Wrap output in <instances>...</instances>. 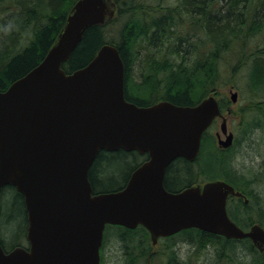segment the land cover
<instances>
[{
  "label": "water",
  "instance_id": "water-1",
  "mask_svg": "<svg viewBox=\"0 0 264 264\" xmlns=\"http://www.w3.org/2000/svg\"><path fill=\"white\" fill-rule=\"evenodd\" d=\"M117 10L114 0H77L43 60L0 91V194L13 186L23 195L29 244L6 252L0 242V264H101L108 225L143 226L153 245L192 228L250 239L264 261V228L244 230L228 214L229 196L243 197L232 185L214 180L179 193L164 185L172 161L198 158L216 118L223 119L219 146H231L215 95L194 106L129 102L115 45L102 46L73 73L63 69L85 32L110 23ZM237 100L232 91L231 101ZM119 150L147 153L149 160L122 189L95 194L89 179L94 161L101 151Z\"/></svg>",
  "mask_w": 264,
  "mask_h": 264
},
{
  "label": "trees",
  "instance_id": "trees-1",
  "mask_svg": "<svg viewBox=\"0 0 264 264\" xmlns=\"http://www.w3.org/2000/svg\"><path fill=\"white\" fill-rule=\"evenodd\" d=\"M114 1L118 5L115 18L85 32L70 60L63 65L67 73L88 65L102 46L115 45L125 65V92L129 102L140 107L160 101L194 106L211 93L219 95L218 90L227 86L220 69L222 59L239 45L244 56L233 71L248 70L251 88L258 91L257 97L261 95L260 106L264 110V47L248 53L243 47L248 39L264 32V0H179L178 7L152 5L154 0ZM76 2L0 0V91H6L43 60ZM225 101L219 100L223 112L227 108ZM256 125L264 127V121L256 120L251 128ZM208 147L214 149L213 156L203 160ZM236 154L225 155L208 131L197 161L177 159L168 166L166 187L173 191L195 181H230L251 198L248 204L238 202L236 210L240 217L232 219L244 230L254 223L264 228V202L257 189L264 181L257 173L254 176L240 173L234 164ZM144 161L145 156L136 151H101L89 174L94 192L122 189ZM170 175L174 177L170 179ZM176 178L180 179L178 183ZM9 195L14 199V212L5 215L1 200ZM0 210V218L7 219L3 228L22 215H26L27 221L24 197L13 186L2 190ZM114 227L121 229L114 236L124 248V264H139L151 255L150 234L144 227L135 230ZM3 233L0 228V242L6 250ZM162 242L167 244L168 264H192V260L178 259L176 247L184 243L194 246L198 254L211 250V264H264L250 239H227L193 228ZM22 245L17 243L13 249ZM101 254L103 257V250Z\"/></svg>",
  "mask_w": 264,
  "mask_h": 264
},
{
  "label": "rangeland",
  "instance_id": "rangeland-1",
  "mask_svg": "<svg viewBox=\"0 0 264 264\" xmlns=\"http://www.w3.org/2000/svg\"><path fill=\"white\" fill-rule=\"evenodd\" d=\"M152 5H168L172 7H178L179 0H154L151 2ZM263 34V35H262ZM261 36L248 39L247 44L244 47L245 52L252 51L254 49H263L264 47V32ZM236 50L231 53L224 55L222 59V64L220 69L222 70V77L224 82L228 83V86H224L218 90V94L211 93L216 96L218 100L225 99L228 100L231 109V115L227 114L225 110V116L228 117V124L232 130L236 132L237 136V155L235 156L234 164L236 169L243 174L248 176L257 175L264 181V133L258 132L255 137L251 140H244V130L251 129V124L256 120L264 121V110L261 109L260 103H263L261 95L257 97L258 91L251 88V82L248 80V70L241 68L237 72H234V66L241 63V57L244 56L242 53V46L236 45ZM233 88V90H231ZM238 93V102L232 103L231 92ZM262 101V102H261ZM222 120L218 119L213 127L210 129L209 133L214 136L215 144L218 147L216 133H221L220 126ZM222 135V134H221ZM259 138H257V137ZM225 139L224 136H221ZM209 143V142H208ZM211 145V144H210ZM214 149L208 147L203 155V160H209L213 156ZM258 192L262 196V202H264V182L257 186ZM1 208L5 215L12 214L14 199L10 195L4 197L1 200ZM229 214L231 218L240 217L235 209V206H228ZM236 216V217H235ZM256 216V215H255ZM254 216V217H255ZM256 218V217H255ZM7 222L6 216L0 218V228L3 233L4 229V240L6 245V250L13 249L14 245L17 243L23 244L22 246H28L25 226L27 225L26 215L18 217L16 220L11 221L7 226L3 225ZM121 229L119 227L108 226L105 231L106 244L102 250L104 251V258L106 264H124V248L120 242L117 241L115 234ZM167 244L162 241L156 246H152L151 255L146 259H142L139 264H168V259L166 258ZM178 259L181 262H188L192 260V264H211L212 253L211 250H207L204 253H197V249L190 244H181L176 247ZM199 255V258L197 257Z\"/></svg>",
  "mask_w": 264,
  "mask_h": 264
},
{
  "label": "flooded vegetation",
  "instance_id": "flooded-vegetation-1",
  "mask_svg": "<svg viewBox=\"0 0 264 264\" xmlns=\"http://www.w3.org/2000/svg\"><path fill=\"white\" fill-rule=\"evenodd\" d=\"M225 104H226V110H227V114L228 115H231V109L230 108H228V106H230V103H229V101L228 100H226L225 101ZM224 115H225V113H224ZM226 117V122H227V126H228V135H230V134H232L233 135V141H232V144H231V146H229V147H227V148H220L221 150H223V152L225 153V155H227V156H230L231 154H236L237 153V136H236V132L234 131V130H232L231 128H230V126H229V124H228V117L227 116H225ZM218 119H216L215 120V122L217 121ZM214 122V123H215ZM208 132V131H207ZM258 132H260V133H264V127L263 126H259V125H256V126H254V127H252L251 129H249V128H247V129H245L244 130V140L245 141H248V140H251V139H253L254 137H255V135L258 133ZM205 135V134H204ZM215 137L218 139V133H216V135H215ZM257 137V136H256ZM204 138V137H203ZM224 138L226 139L227 138V135L226 136H224ZM258 138V137H257ZM259 139V138H258ZM202 143H203V139H202ZM239 144V143H238ZM202 151V146H201V150H200V152ZM143 156H145V161L143 162V163H145V162H147L148 160H149V155L146 153V154H143ZM199 157V156H198ZM177 159H182V160H186V161H188L187 159H185V158H177ZM176 159V160H177ZM198 159V158H197ZM197 159L195 160V161H197ZM176 160H174V161H176ZM173 161V162H174ZM194 161V162H195ZM172 162V163H173ZM190 163H194V162H191V161H189ZM142 163V164H143ZM195 171V169H193V171L191 172V173H193ZM166 173H167V170H166ZM174 176L173 175H170L169 176V178L170 179H172ZM130 179V178H129ZM169 180V179H168ZM180 179H177L176 178V180H175V182H177L178 183V181H179ZM224 180V179H223ZM129 181V180H128ZM227 183H229L230 185H232L234 188H235V190H237V191H240L238 188H237V186L235 185V184H233V183H231L230 181H227V180H225ZM205 182H194L192 185H187V186H184V188L183 189H181V190H170V189H168L167 187H166V174H165V181H164V185H165V187H166V189L168 190V192H170V193H179V192H181L182 190H184V189H186V188H188V187H191V186H193V185H197V184H200V185H203ZM127 184V183H126ZM176 184V183H175ZM242 194H243V197H235V196H230L229 198H228V206L230 205V206H235V209H236V205L238 204V202H240V201H242L244 204H248L250 201H251V198H250V196L249 195H247L246 193H243L242 191H240ZM228 212H229V209H228ZM27 224H28V221H27ZM171 237V236H170ZM169 238V237H168ZM164 239H167V238H164ZM164 239H160L159 240V242H161V241H163ZM104 240H105V237H104ZM105 260V258H104V255H103V257H102V259H101V264H103V261Z\"/></svg>",
  "mask_w": 264,
  "mask_h": 264
},
{
  "label": "bare ground",
  "instance_id": "bare-ground-1",
  "mask_svg": "<svg viewBox=\"0 0 264 264\" xmlns=\"http://www.w3.org/2000/svg\"><path fill=\"white\" fill-rule=\"evenodd\" d=\"M227 86H228V84H227ZM231 90H233V88H232ZM237 102H238V100H237ZM237 102H236V103H237ZM236 155H237V154H236ZM236 155H235V156H236ZM172 162H173V161H172ZM172 162H171V163H172ZM171 163H170V164H171ZM234 222H236V221H234ZM254 224H258V223H254ZM254 224H253V225H254ZM253 225H252V226H253ZM256 249H257V248H256ZM257 250H258V249H257ZM258 251H259V250H258ZM259 253H260V252H259ZM260 254H261V253H260ZM261 256H262V255H261ZM262 258H263V257H262ZM263 262H264V261H263Z\"/></svg>",
  "mask_w": 264,
  "mask_h": 264
}]
</instances>
